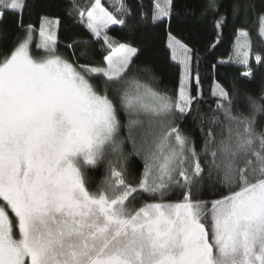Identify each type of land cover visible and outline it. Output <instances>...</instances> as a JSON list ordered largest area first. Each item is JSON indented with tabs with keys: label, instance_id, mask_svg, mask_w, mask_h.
I'll list each match as a JSON object with an SVG mask.
<instances>
[{
	"label": "snow or ice",
	"instance_id": "snow-or-ice-1",
	"mask_svg": "<svg viewBox=\"0 0 264 264\" xmlns=\"http://www.w3.org/2000/svg\"><path fill=\"white\" fill-rule=\"evenodd\" d=\"M172 2L154 0L152 24L171 17ZM26 7L0 0V20H22ZM71 9L110 49L105 66L60 54L59 21L48 17L36 43L42 53L33 54L32 25L21 23L24 35L7 51L0 42V264H264V88L245 87L250 59L264 67V55L253 53L249 32L237 29L230 58L244 66L243 80L231 90L216 83L215 107L205 112L192 48L169 33L182 66L173 97L154 86L150 67L143 77L133 70L137 47L108 35L133 17L124 0L119 16L102 0H72ZM208 10L218 12L216 0L202 15ZM147 19L142 12L138 22ZM232 19H241L239 6ZM258 20L264 39V14ZM226 22L220 15L215 27ZM74 43L82 47L73 57L90 60L89 41ZM197 119L199 150L185 130ZM132 156L143 160L136 184L127 179ZM102 166L106 175L90 190L88 169ZM206 188L218 198H201ZM176 192L179 201H165ZM137 193L156 202L136 206Z\"/></svg>",
	"mask_w": 264,
	"mask_h": 264
},
{
	"label": "trees",
	"instance_id": "trees-1",
	"mask_svg": "<svg viewBox=\"0 0 264 264\" xmlns=\"http://www.w3.org/2000/svg\"><path fill=\"white\" fill-rule=\"evenodd\" d=\"M79 7H87L91 0H75ZM124 3L132 10L133 17L127 18L128 27L115 26L107 30L108 35L117 43H127L137 47L140 51L134 57V64L131 66L134 71L142 77L146 75L142 69L148 66L155 76V87L166 91L169 95L176 97L179 92L181 70L180 66L171 60L170 51L167 48V36L169 33L176 36L184 44L193 49L195 58L194 66L198 68L200 84L198 91L202 94L201 106L206 112L209 108L215 107V97L212 91L216 83H220L225 88L231 90L233 84H238L243 80V65L232 64L230 57L236 41L237 29L246 27V21H257L258 17L264 14V0H217L218 12L207 9L208 0H173L172 15L165 22L152 24L150 17L153 12L154 0H124ZM72 0H27V7L23 12L22 20L14 14H6L0 20V42L7 51L13 41L24 35V26L32 25L34 30L40 28L41 17H48L59 21L57 26V48L58 52L68 58L73 63H91L102 66L104 57L110 49L104 45L103 40H96L92 37L87 28L79 22L78 17L70 16ZM102 4L109 11L117 16L120 13L115 9L119 5V0H102ZM243 4L245 8H243ZM234 5L241 10V19H232ZM147 15V22H138L141 13ZM220 15L227 17L226 24L221 28L215 27L216 20ZM89 41L90 60H76L73 52L79 53L82 45L74 42ZM73 44V48L68 45ZM33 54H40L36 49H32ZM264 55V42L261 46L253 49ZM224 61L225 63H221ZM253 70V82L245 85L253 94L259 93L264 88V67L256 65L254 56L250 59ZM193 88L196 85L193 84ZM122 116V114H121ZM199 125V120L189 122L185 129L194 136L197 148L202 145V138L194 131V127ZM131 170V182L136 184L143 173V160H136V156L129 159ZM129 171V170H128ZM88 174V187L95 189L97 174L93 171ZM201 198L209 200L218 198L219 192L206 188L200 193ZM181 199L179 192L169 194L165 197L166 202H177ZM154 200V199H153ZM143 199L137 198L136 206H141Z\"/></svg>",
	"mask_w": 264,
	"mask_h": 264
},
{
	"label": "rangeland",
	"instance_id": "rangeland-1",
	"mask_svg": "<svg viewBox=\"0 0 264 264\" xmlns=\"http://www.w3.org/2000/svg\"><path fill=\"white\" fill-rule=\"evenodd\" d=\"M217 1V0H216ZM243 8H245V5L243 4ZM53 21H57L55 19H51ZM58 26V25H57ZM57 26H56V32H57ZM115 26H119V25H112L110 26L108 29H110L111 27H115ZM107 29V30H108ZM246 31L249 32V36H250V39H251V42H252V51L254 48L258 47V46H261L262 45V42H264V39H261L260 36L258 35V32H259V26H257V21L254 23L253 21H246V27L242 28ZM169 35V34H168ZM39 41V29L34 31V39H33V43H32V49L34 47V49H36L37 52L39 53H42V50H38L36 48V43ZM168 36H167V48L169 49L170 51V56H171V60L176 63L177 65L180 66V70L182 68L180 62H179V53H177V57L178 59L176 60H173L172 59V56H173V51L172 49L169 48L168 46ZM235 46V44H234ZM234 46H233V51H232V55L230 58H233L234 59ZM35 55V54H34ZM37 55V54H36ZM232 64H237V63H234V62H231ZM240 65V64H238ZM102 66H105L104 64ZM181 73V72H180ZM122 114V113H121ZM121 119L123 121V114L121 116ZM123 134V132H122ZM140 160L142 161V159L138 156H136V160ZM129 170V171H128ZM90 171H93V174H97V178L95 180V188L96 186L101 182V180L104 178V176L106 175V169L102 166V167H98V168H95V169H88V174H90L89 172ZM142 176V175H141ZM127 179L129 182H131V170H130V166H129V161H128V165H127ZM89 183V182H88ZM132 183V182H131ZM88 186V185H87ZM90 190H93L92 188L89 187ZM95 190V189H94ZM136 195V200L137 198L141 197V199H143L142 203H150V202H156L153 200L152 197L148 196L147 194H143V193H137L135 194ZM2 203V202H0ZM7 211H9V214H10V218H14L13 214H11L10 212V209H6Z\"/></svg>",
	"mask_w": 264,
	"mask_h": 264
}]
</instances>
